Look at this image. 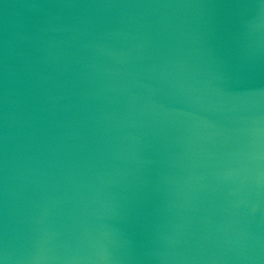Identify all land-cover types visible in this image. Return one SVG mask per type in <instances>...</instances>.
<instances>
[{
  "label": "water",
  "instance_id": "1",
  "mask_svg": "<svg viewBox=\"0 0 264 264\" xmlns=\"http://www.w3.org/2000/svg\"><path fill=\"white\" fill-rule=\"evenodd\" d=\"M0 264H264V0H0Z\"/></svg>",
  "mask_w": 264,
  "mask_h": 264
}]
</instances>
